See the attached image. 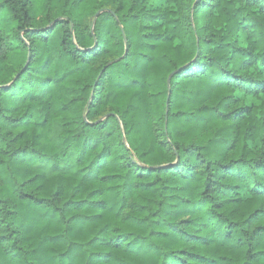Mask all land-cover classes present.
<instances>
[{"label": "trees", "instance_id": "obj_1", "mask_svg": "<svg viewBox=\"0 0 264 264\" xmlns=\"http://www.w3.org/2000/svg\"><path fill=\"white\" fill-rule=\"evenodd\" d=\"M0 264H264V0H0Z\"/></svg>", "mask_w": 264, "mask_h": 264}, {"label": "water", "instance_id": "obj_2", "mask_svg": "<svg viewBox=\"0 0 264 264\" xmlns=\"http://www.w3.org/2000/svg\"><path fill=\"white\" fill-rule=\"evenodd\" d=\"M167 99H168V97H167Z\"/></svg>", "mask_w": 264, "mask_h": 264}, {"label": "rangeland", "instance_id": "obj_3", "mask_svg": "<svg viewBox=\"0 0 264 264\" xmlns=\"http://www.w3.org/2000/svg\"><path fill=\"white\" fill-rule=\"evenodd\" d=\"M93 25V24H92Z\"/></svg>", "mask_w": 264, "mask_h": 264}]
</instances>
